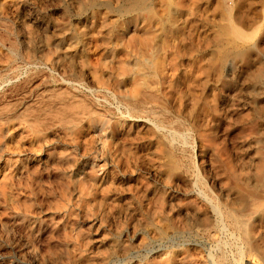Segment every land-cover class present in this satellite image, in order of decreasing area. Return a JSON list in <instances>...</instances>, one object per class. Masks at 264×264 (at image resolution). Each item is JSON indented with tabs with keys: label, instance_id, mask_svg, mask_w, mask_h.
<instances>
[{
	"label": "rangeland",
	"instance_id": "374dc122",
	"mask_svg": "<svg viewBox=\"0 0 264 264\" xmlns=\"http://www.w3.org/2000/svg\"><path fill=\"white\" fill-rule=\"evenodd\" d=\"M238 263L264 264V0H0V264Z\"/></svg>",
	"mask_w": 264,
	"mask_h": 264
},
{
	"label": "bare ground",
	"instance_id": "6f19581e",
	"mask_svg": "<svg viewBox=\"0 0 264 264\" xmlns=\"http://www.w3.org/2000/svg\"><path fill=\"white\" fill-rule=\"evenodd\" d=\"M135 1V0H134ZM138 1V0H137ZM128 2V1H127ZM144 2V1H143ZM126 3V2H125ZM139 3V2H138ZM134 4V3H133ZM136 4V3H135ZM140 4H142V3H140ZM140 6V5H139ZM143 6H144V4H143ZM126 8V7H125ZM119 9V8H118ZM121 12H124V11H121ZM131 13V12H130ZM135 13H136V11H135ZM129 16V15H128ZM147 60V59H146ZM141 63V62H140ZM50 69V68H49ZM48 69V70H49ZM51 70V69H50ZM78 73V72H77ZM81 73V72H80ZM6 78V77H5ZM19 79V78H18ZM68 80V79H67ZM64 81H65V79H64ZM10 83H12V82H10ZM14 83V82H13ZM69 83V82H68ZM75 85H76V83H74ZM73 84V85H74ZM69 85V84H68ZM70 87V86H69ZM71 88V87H70ZM73 89V88H72ZM88 91V90H87ZM90 91V90H89ZM83 92V91H82ZM91 92H92V90H91ZM66 93H68V92H66ZM90 93V92H89ZM58 94H60V93H58ZM57 97H58V95H57ZM73 98V97H72ZM62 100V99H61ZM70 100V99H69ZM145 100V99H144ZM102 101V100H101ZM77 102V101H76ZM75 102H73V104H74ZM125 103V102H124ZM132 103V102H131ZM54 104V103H53ZM71 104V103H70ZM78 104H82V103H78ZM136 104V103H135ZM148 104V103H147ZM77 105V104H76ZM120 106H122V108H124L125 110H127L128 109V106L126 105V104H119ZM139 105V104H138ZM150 105V104H149ZM46 106V105H45ZM56 106H58V105H56ZM130 106V105H129ZM133 106V105H132ZM148 106V105H147ZM79 107H81V106H79ZM79 107H78V109H79ZM131 107V106H130ZM140 107V106H139ZM90 109H92V108H90ZM123 109V110H124ZM135 110V109H134ZM144 110V109H143ZM150 111V110H149ZM52 112V111H51ZM50 112V113H51ZM55 112H57V111H55ZM54 112V113H55ZM126 112V111H125ZM59 113V112H58ZM69 113V112H68ZM61 114V113H60ZM72 114H74V113H72ZM76 114V113H75ZM78 115H79V113H78ZM120 115V114H119ZM70 116V115H69ZM75 116V115H74ZM123 116V115H122ZM66 117H68V116H66ZM76 117V116H75ZM79 118V117H78ZM58 119V118H57ZM65 119V118H64ZM76 120H77V118H76ZM138 120H140V119H138ZM142 120V119H141ZM148 120V119H147ZM69 121V120H68ZM144 121V120H143ZM147 122H149V120L147 121ZM151 125V124H150ZM154 126V125H153ZM172 127V126H171ZM172 129V128H171ZM176 130V129H175ZM163 131V130H162ZM170 131V130H169ZM178 132H179V130H177ZM170 133H171V131H170ZM179 134V133H178ZM163 136V135H162ZM171 136H176V134H175V132H173V133H171ZM179 137L180 138H182V136L181 135H179ZM184 137H185V135H184ZM182 139H184V138H182ZM172 139L170 138V141H171ZM175 141V140H174ZM168 142V141H167ZM176 142V141H175ZM180 142V141H179ZM183 142H185V141H183ZM173 144H175V143H173ZM183 145V144H182ZM186 146V145H185ZM185 146H183V147H185ZM178 147V146H177ZM171 148V147H170ZM179 148V147H178ZM190 149V148H189ZM186 150V149H185ZM185 150H183V151H185ZM213 210H215V212H216V214H219L218 213V210L215 208V206H214V209ZM212 210V211H213ZM230 216V215H229ZM235 216V215H234ZM231 217V216H230ZM220 218H221V215H220ZM232 218V217H231ZM219 219V218H218ZM236 224H238V226H240L241 225V223H239V222H237ZM242 253V252H241ZM241 262V261H240ZM234 263V262H233ZM239 264V263H238Z\"/></svg>",
	"mask_w": 264,
	"mask_h": 264
}]
</instances>
